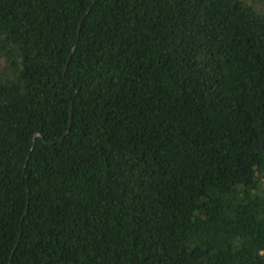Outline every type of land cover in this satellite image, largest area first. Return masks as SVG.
I'll return each instance as SVG.
<instances>
[{
    "label": "trees",
    "instance_id": "16d2710c",
    "mask_svg": "<svg viewBox=\"0 0 264 264\" xmlns=\"http://www.w3.org/2000/svg\"><path fill=\"white\" fill-rule=\"evenodd\" d=\"M0 264H264V0H0Z\"/></svg>",
    "mask_w": 264,
    "mask_h": 264
},
{
    "label": "water",
    "instance_id": "95a60500",
    "mask_svg": "<svg viewBox=\"0 0 264 264\" xmlns=\"http://www.w3.org/2000/svg\"><path fill=\"white\" fill-rule=\"evenodd\" d=\"M72 52H73V49H72L70 55L72 54ZM68 61H69V59L67 60V63H66V65H65V68H66V66H67V64H68ZM70 122H71V116H70ZM69 130H70V123H69V126H68V128H67L65 134H67V133L69 132ZM38 135H40V134H39V133H36V134L34 135V139H35V137L38 136ZM61 138H62V137H61ZM61 138H60V139H61ZM25 213H26V210H25ZM19 237H20V233H19ZM17 243H18V242H16V244L14 245L13 250H12V253L14 252V250H15V248H16V246H17ZM11 257H12V255L10 256V259H11ZM9 263H10V262H9Z\"/></svg>",
    "mask_w": 264,
    "mask_h": 264
}]
</instances>
